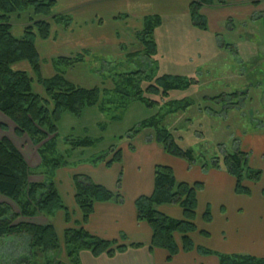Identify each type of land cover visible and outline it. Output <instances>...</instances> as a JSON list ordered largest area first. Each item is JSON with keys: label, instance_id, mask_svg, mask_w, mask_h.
I'll return each mask as SVG.
<instances>
[{"label": "trees", "instance_id": "16d2710c", "mask_svg": "<svg viewBox=\"0 0 264 264\" xmlns=\"http://www.w3.org/2000/svg\"><path fill=\"white\" fill-rule=\"evenodd\" d=\"M56 1L0 0V112L14 123L17 136L27 135L37 148L41 159V168L38 173L43 176L39 182L30 181L32 170L22 152L7 136L0 138V195L10 199L19 209L16 212L13 211L11 205L0 204V240L11 236L22 238L17 242L8 241V248L14 246L18 252L14 257H9L13 258L14 264H25L28 261L26 255H32L33 249L47 253L59 248V238L51 222L42 225L31 221H17V219L33 218L39 215L52 217L59 210L67 212L54 182V172L58 168L71 164L69 155H61L58 152L57 124L62 114L70 112L78 117L86 107L97 105L99 109H103L104 106L103 102H100L101 91L97 86L87 88L76 85L65 77L62 69V67H72L84 61L87 50L77 52L73 56L54 58L55 74L49 78L41 76L36 40L49 38L52 26H54L52 22L55 25L61 24L64 28L71 24L69 15L54 13ZM214 2L223 6L227 0H192L190 2L189 16L194 27L200 30L208 29L207 20L201 13V8L205 5H212ZM25 11H30L33 16L24 27L23 33L16 36L10 18L13 14ZM34 16L44 18L34 19ZM160 24V16H145L142 27L134 34L136 40L142 45V51L128 54L147 56L151 64L150 68L119 74L113 87L115 94L125 99L139 101L147 107H154L159 103L145 96L144 93L167 98L171 92L186 90L197 83L194 78L179 74L158 75V64L155 60L157 45L154 33ZM19 62H27L33 76L27 71L14 69L13 65ZM34 78L42 86L44 96L34 92ZM142 81L147 83L145 88L142 86ZM230 94L236 98L240 93L235 91ZM223 96L222 93L208 97V99H219L223 102L226 101ZM190 102V100L181 99L168 100L164 104L167 107L166 112L171 113L184 110ZM163 116L156 114L143 119L139 122V128H151L154 132L153 139L160 143L168 154L185 160L189 165L195 164L193 150L180 147L172 139L169 130L162 125ZM137 132L139 133L138 129ZM66 141L73 152L76 149L89 148L96 144V140L88 136L79 139L67 138ZM121 155L120 148L115 149L111 146L107 153L88 158L91 163L101 161L106 166H110L114 162H120ZM201 166L203 169L223 167L234 178V191L240 195L250 193V188L245 185V181L259 183L263 174L261 169L250 165L247 152L240 148L225 153L221 159H215L210 164L205 163ZM72 183L74 200L80 210L82 224L87 223L96 202L114 201L120 204L124 200L120 192L121 173L117 178L116 191L107 189L82 173L74 174ZM202 189V181L193 183L178 181L170 166L157 164L154 167L152 193L139 196L135 200L137 220L147 222L152 231L150 248L165 249L168 253V260L180 251L196 250L200 254L214 253L196 245L191 236L197 231L195 219L198 193ZM162 204L180 206L183 212L182 218H172L160 212L157 207ZM211 220L212 213L207 207L202 214V221L209 223ZM200 233L208 234L205 230H201ZM176 234L181 238L180 247L175 241ZM63 240L68 257V262L65 264H80V250H88L94 256L102 254L112 256L128 246H139V244L116 245L114 241L89 233L82 225L76 228H66ZM9 258L8 264H10ZM218 258L219 264H264L263 257L248 254L222 253L218 254Z\"/></svg>", "mask_w": 264, "mask_h": 264}, {"label": "crops", "instance_id": "0c3cea01", "mask_svg": "<svg viewBox=\"0 0 264 264\" xmlns=\"http://www.w3.org/2000/svg\"><path fill=\"white\" fill-rule=\"evenodd\" d=\"M191 1L57 0L53 10L58 14H67L70 13V10L74 11L76 9L74 12L75 19L76 16L82 15L87 7L96 3H102L107 7L112 6L113 9L110 10L109 15L115 22L121 19V14H126L124 20L120 21L124 28L116 26V29H112L111 36H105L97 27V25L103 24L104 20L103 18H95L98 17L96 11L85 20L79 22L73 20L74 24L82 23L84 26L80 25L76 28H73L71 24L67 28L58 25H55V28L52 26V33L49 38L36 40L40 57L41 76L43 78L52 77L55 74V68L53 66L54 58L51 57L53 55L55 58L60 55L64 56L66 55L64 53L70 51V49H75V51L86 49L93 53L95 51L116 54L122 52L121 48L126 35H122L120 30L127 31L128 35L130 32L135 34L134 28L140 29L142 27L145 16L158 15L161 17V24L156 30H161L164 21H168L165 24L167 32L171 28L181 30L178 22L180 17L188 20L191 24L189 16ZM254 1H257V3H254ZM259 12H264V0H227L223 6L214 2L212 5H205L201 8V13L207 20L208 29L200 30L192 24L191 26L203 33L215 31V36H217L235 30L237 23L244 24L247 20L253 19ZM94 18L99 23L96 26L93 24ZM125 23H130V27ZM187 31L194 32L190 28H187ZM160 33L162 34V32ZM196 35L199 36V33H196ZM205 41V37H197L195 40L186 42L196 45V47H193V52L200 56V54L205 55L209 51ZM158 53L157 45V55ZM46 58L49 60L45 63ZM78 64L80 63L75 64L74 67ZM13 68L28 73L31 72L30 65L27 62L16 63ZM65 77L76 84L66 74ZM3 136L0 135V138ZM8 138L22 152L30 170H32L30 181H41L42 176L37 175L41 168V159L37 152H34L32 143L25 139L19 143L16 135H8ZM256 138L259 140V149L258 142H256V148L248 143L246 149H255L257 152L259 150L257 157L254 156L252 165H250L261 169L263 174L259 183L245 181V185L250 188L249 194L240 195L235 193V180L224 168L208 167L203 169L197 163L189 165L185 160L168 154L162 145L154 139H149L145 140V144L140 149L133 143L127 145L125 149L120 148L121 161L114 162L110 166H106L101 161L91 163L89 158L85 157L82 160L74 161L72 165L58 168L54 172V182L68 214L64 210H59L52 217L36 216L28 220L42 225L51 222L59 239H61L66 228L82 225L89 233L105 240L114 241L116 245L139 244V246H128L122 251L115 252L112 256L107 254L94 256L88 250H80V264H219L218 254L222 253L248 254L264 258V130ZM157 164L170 166L178 181L203 182V189L198 193L195 219L197 231L192 233L191 236L196 245L213 251V254H200L196 250L190 252L180 251L168 260V253L165 249L150 248L152 231L147 222L137 220L135 200L139 196H147L152 193L154 167ZM76 173L88 175L94 182L105 186L111 191H116L117 178L121 173L120 192L124 198L123 202L120 204L114 201L96 202L87 223L82 224L80 222L81 213L74 200L72 176ZM37 176L38 178L33 179ZM216 206H218V210H213V207ZM207 207H211L210 210L212 209V220L209 223L202 221V214ZM157 209L172 218L180 219L183 216L182 209L178 205L162 204ZM216 219L222 224L220 228H216ZM201 230L207 231L208 234L200 233ZM175 241L180 247V235H175Z\"/></svg>", "mask_w": 264, "mask_h": 264}, {"label": "rangeland", "instance_id": "374dc122", "mask_svg": "<svg viewBox=\"0 0 264 264\" xmlns=\"http://www.w3.org/2000/svg\"><path fill=\"white\" fill-rule=\"evenodd\" d=\"M112 9V6L107 7L102 3H96L87 7L82 15L76 16V19L74 13L76 9L70 10L67 15L71 18L72 27L76 28L84 24H74L73 20L77 22L85 20L96 11L98 17L95 18H103L104 23L97 25L98 21L94 18L93 24L97 25L100 31L108 37L111 36V31L116 29V26L124 28L120 21L124 20L126 15L121 14V19L115 22L109 15ZM54 13H56L55 10ZM31 16L33 14L30 11L11 16L10 22L16 36L23 33ZM262 16L264 12H259L246 23H237L235 30L217 36H215V31L203 33L193 28L188 20L181 17L178 21L181 30L171 28L167 32L165 24L168 21H164L161 30L158 29L154 33V40L159 49L155 57L158 64V75L179 74L192 77L197 83L186 90L173 91L167 98L144 93L145 96L159 103L154 107H147L136 100L125 99L113 91L114 81L118 79L119 74L148 69L151 66L147 56L128 55L135 51H142V45L133 37L132 32L128 35L127 31L120 30L122 35H126L121 48L122 52L116 54L88 51L84 55V61L80 64L75 67H62L66 76L77 85L97 86L101 91L100 102L102 101L104 106L102 105L103 109H99L97 105L86 107L78 117L70 112L63 113L57 124L59 154L69 155L72 165L76 160L107 153L111 146L115 149H125L127 145L133 143L140 149L145 144V140L154 138V132L151 128H139V122L159 114L164 115L162 125L169 130L172 139L180 147L193 150L197 164H210L215 159H221L225 153L240 148L247 152L249 163L252 165V160L254 156L257 157L259 150L257 152L255 149L246 148H248V143L256 148V142H258L259 149V140L256 137L264 130V17ZM39 18L44 17L34 16V19ZM89 23L87 24L90 25ZM52 24L55 28V23L52 22ZM125 24L130 27V23ZM58 26L62 27L61 24ZM136 28H134L135 31L139 29ZM187 28L193 29L194 32L187 31ZM196 33H199V36ZM197 37L206 39L205 43L209 51L205 55L197 56L193 52V47L196 45L186 42L195 40ZM79 51L82 52L84 49L78 51L70 49L64 53L66 54L64 56H73ZM51 58H55L54 55ZM45 60L46 63L49 59ZM30 75L33 76L32 72ZM142 82L145 88L147 83ZM33 86L34 92L44 96V90L35 78ZM235 91L240 93L236 98L230 94ZM222 93L226 101L208 99V97ZM181 99L190 100L189 106L178 112H166L167 107L164 104L166 101ZM0 135L7 137L16 135L14 123L1 112ZM85 136L96 140V144L89 148L71 151V146L66 139H79ZM16 137L19 143L24 139L30 141L27 135H16ZM32 146L36 153L37 148L33 144ZM37 175L42 176L40 173ZM0 204H9L13 211H19L15 203L3 195H0ZM213 208V210H218V206ZM28 219L32 218H19L17 221H29ZM215 225L216 228H220L222 224L216 219ZM19 239L22 238L11 236L0 240V264H8V258L18 253L14 246L8 248V241L17 242ZM32 251V255H26L28 261L25 264H65L68 262L63 235L59 239L58 250L47 253L38 249ZM9 259L10 264H14L13 258Z\"/></svg>", "mask_w": 264, "mask_h": 264}]
</instances>
